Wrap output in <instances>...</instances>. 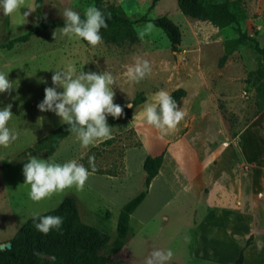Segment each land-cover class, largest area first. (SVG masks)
<instances>
[{"label": "rangeland", "instance_id": "374dc122", "mask_svg": "<svg viewBox=\"0 0 264 264\" xmlns=\"http://www.w3.org/2000/svg\"><path fill=\"white\" fill-rule=\"evenodd\" d=\"M33 1L25 0V3L33 5ZM150 1L104 0V3L131 19L144 13L148 17L167 15L181 31L177 50L171 51L163 31L149 22L133 24L138 34V41L134 43L125 41L116 45L102 39L98 45L90 46L82 40L62 37L60 27H54L41 29L9 49L0 47V71L8 73L15 86L14 91L0 94V107L12 105L14 116L10 124L15 125L19 133L14 145L0 149V243H5L33 212L55 207L65 195L75 199L84 223L112 240L121 205L143 189L141 166L145 155L165 149L160 173L175 186L176 179L180 184L191 179L192 166L205 155L207 145L211 146L203 126H198L195 132L196 135L203 133V141L198 136L191 137V114L199 93L200 104L209 110L206 97L212 102L215 98L225 101L221 95L235 91L227 100L228 104L223 102L224 106L233 108L225 107L226 117L222 116L225 124L234 122L232 130L237 131L253 116L254 87L244 80L259 65L257 52L249 42L244 43L232 51L223 66L217 63L223 52V40L236 36L237 29L254 35L259 45H264V0H229L237 22L223 28L185 16L175 0H157L148 9ZM89 6H93V0H43L42 12L45 20H63L60 13L65 7L84 14ZM25 11L24 7L20 9L22 15ZM18 19L0 13V43L35 24V12L26 17L24 24L18 25ZM138 60H147L151 70L143 79L131 81L126 75L127 68ZM68 64H74L78 71L110 72L115 81L113 102L121 107L129 105L138 91L143 92L146 100L158 90L169 92L181 86L186 95L178 108L184 112V117L173 129H157L140 115L144 100L128 117H121L110 126L112 140L108 143L102 140L84 147L74 134L67 135L51 155L41 158L60 163L75 159L89 169L90 175L82 189L73 186L34 202L28 197L29 186L24 184L22 172L29 154L20 152L60 124L59 117L52 112L39 111L37 104L43 99L44 88L52 86L53 68ZM220 131L221 123L215 120L214 129L209 132L212 135ZM230 144L234 149L231 141ZM89 156L94 157L95 171L89 168ZM154 179L130 215L123 246L106 264H144L145 258L156 248L172 249L173 256L167 264L190 263L192 232L203 207L190 194L167 189L161 177Z\"/></svg>", "mask_w": 264, "mask_h": 264}, {"label": "trees", "instance_id": "16d2710c", "mask_svg": "<svg viewBox=\"0 0 264 264\" xmlns=\"http://www.w3.org/2000/svg\"><path fill=\"white\" fill-rule=\"evenodd\" d=\"M42 1L34 0L36 6V22L23 33L10 37L6 42L0 43V47L11 48L14 44L27 41L31 35L41 29L62 27L63 20H45L42 12ZM157 0H151L148 9L152 8ZM182 14L200 21H208L217 28L226 27L237 22V15L232 11L229 0H175ZM93 6L99 8L106 16L107 28H102L101 36L104 42L116 45L122 42L134 43L138 41V34L133 27L136 22H149L159 27L168 39L171 51L178 49L181 42L179 26L167 15L162 14L148 17L146 13L131 19L121 11L104 3V0H93ZM83 18V14H81ZM264 32V31H263ZM82 40V39H81ZM83 41V40H82ZM86 42V41H84ZM250 43L260 57L259 65L250 71L245 77V82L254 87L255 115L264 108V45H259L254 35L237 29V35L223 40V52L218 58V66L224 65L232 51L241 44ZM175 99L177 107L186 95V90L177 86L168 92ZM142 91H138L130 101L131 107L123 106L122 115L113 119L106 116L109 126L115 124L121 117H128L131 110L145 100ZM218 108L222 116L226 117V109L222 100L218 99ZM230 134L234 136L236 130H232L234 122H229ZM71 134L67 125L58 124L52 130L35 140L30 146L23 149L20 154L49 156L60 141ZM112 138L105 139L108 143ZM163 148L156 154L145 155L142 161L143 189L125 201L118 212L115 224V237H110L97 228L84 223L79 215L75 199L65 195L59 203L41 215H59L63 218L60 230H50L48 234L37 231L34 227L32 215L24 219L13 235L6 240L4 247L0 248V264H106L109 257L124 244L131 213L145 197L149 183L158 173L164 158ZM249 237L246 244L250 243ZM41 253L37 256L35 253ZM243 248L239 251L234 264H242Z\"/></svg>", "mask_w": 264, "mask_h": 264}, {"label": "clouds", "instance_id": "9594fccd", "mask_svg": "<svg viewBox=\"0 0 264 264\" xmlns=\"http://www.w3.org/2000/svg\"><path fill=\"white\" fill-rule=\"evenodd\" d=\"M22 7L27 9L23 15L20 12ZM35 10L36 6L26 4L25 0H0V13L10 18L18 17V25L26 23V17ZM60 15L63 18V26L60 27L62 37L82 39L88 45L96 46L102 40L100 30L107 28L106 16L110 14L89 6L83 18L79 11L71 7H65ZM53 36H56V32ZM53 70L52 86L44 88L43 99L37 104L38 110L52 112L59 117V122L67 125V130L74 134L81 146L87 147L110 138L111 127L106 116L116 119L122 115V107L113 102V75L107 71H78L74 64ZM150 70L147 60H138L127 68L126 75L131 81H139ZM14 90L15 86L9 80L8 73L0 71V94ZM127 106L131 107L130 104ZM11 107L10 103L0 107V149H9L18 139L16 126L10 124L14 116ZM140 115L147 124L163 131L175 128L183 119L184 112L177 107L175 99L161 89L144 101ZM26 159L22 168L24 184L29 186L28 197L34 202L73 186L78 190L82 189L90 175L89 169L75 159L62 163L39 155H29ZM93 161L94 157L89 156L91 171H95ZM32 220L37 231L48 234L50 230H60L63 218L33 212ZM35 255L39 256L41 253L37 252ZM172 256L171 248H156L148 254L144 264H167Z\"/></svg>", "mask_w": 264, "mask_h": 264}, {"label": "crops", "instance_id": "0c3cea01", "mask_svg": "<svg viewBox=\"0 0 264 264\" xmlns=\"http://www.w3.org/2000/svg\"><path fill=\"white\" fill-rule=\"evenodd\" d=\"M234 94L235 91L223 93V102L228 104ZM199 95L191 114V137L198 136L203 141V130L202 134H195L198 126H203L211 146L207 145L205 155L192 166L187 182L180 184L176 179L172 186L159 169L149 187L155 177H161L167 189L173 193L184 191L202 205L192 232L189 264H234L242 248V264H264V108L232 137L217 99L212 102L206 97V110ZM215 120L221 123V131L211 135ZM249 237L251 241L246 244Z\"/></svg>", "mask_w": 264, "mask_h": 264}, {"label": "water", "instance_id": "95a60500", "mask_svg": "<svg viewBox=\"0 0 264 264\" xmlns=\"http://www.w3.org/2000/svg\"><path fill=\"white\" fill-rule=\"evenodd\" d=\"M5 243H0V248L4 247Z\"/></svg>", "mask_w": 264, "mask_h": 264}, {"label": "built area", "instance_id": "2783aa9c", "mask_svg": "<svg viewBox=\"0 0 264 264\" xmlns=\"http://www.w3.org/2000/svg\"><path fill=\"white\" fill-rule=\"evenodd\" d=\"M238 166H244L243 164L241 165L240 163L237 164Z\"/></svg>", "mask_w": 264, "mask_h": 264}]
</instances>
